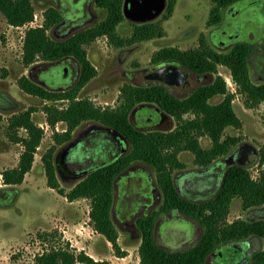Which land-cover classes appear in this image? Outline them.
<instances>
[{
	"label": "rangeland",
	"instance_id": "obj_1",
	"mask_svg": "<svg viewBox=\"0 0 264 264\" xmlns=\"http://www.w3.org/2000/svg\"><path fill=\"white\" fill-rule=\"evenodd\" d=\"M32 2L35 7L34 14H37V18L34 16L33 22L21 26L9 23L6 15L0 10V264H36L37 256L40 253L61 244H68L78 251L84 250L96 259L109 260L113 264H139V245L142 237L138 228L134 227V221L130 222L129 219L134 215L140 216V214L157 210L163 201V197L159 198L152 209L146 207V205L141 206L137 214L130 216L124 202L125 197L121 195L125 186L123 183L118 182L115 195L116 204L112 216L119 231L120 250L124 252L120 253L111 241L94 228L90 217L91 204L89 198L81 197L69 200L65 196L67 199H62L60 197L62 194L48 185L43 155L49 148L54 146V158H56L68 142L82 132L84 133L85 129L92 127V124L97 122L94 120L81 122L73 130L72 138L69 141L56 143L53 134L64 132L67 129V124L64 121H58L55 125H51L47 120L44 107L48 104H55L62 108L68 104V100H47L30 94L21 88L19 79L23 75L32 78L47 88L57 90L74 86L80 77L76 70V64L68 65L69 84L64 86V83L61 82L64 81L65 72L61 68L55 67L61 61L49 62L48 65H45L47 62L42 59L30 64L23 61L24 35L27 28L43 25L44 10L55 4L53 0H32ZM167 3L168 0L164 9L156 17L145 21L161 23L164 27L162 36L144 39L129 45L115 46L108 41L107 36L103 35L86 45L87 56L95 66L97 73L80 88L77 93L78 98H89L103 108H115L120 104L123 86L126 84L153 83L156 80L151 78L150 74L154 69L163 64L178 62L167 60L155 63L152 58L158 50L168 46H177L181 49L195 48L199 45L201 36H205L214 48L222 51L228 50L237 41L253 42L255 49L249 60L250 76L253 82L264 83V36H260L264 35V17H261L264 14L263 8L260 9L259 6L250 4L249 0H242L236 3V8L241 11L238 15L230 16L235 11L234 4L230 5L225 8L222 21L217 25H210L208 20L210 10L214 5L212 0H176L174 10L170 16L166 15ZM74 6L81 7L80 3L74 4ZM91 10L93 20L82 26V28L95 25L107 14V10L98 6L95 2H92ZM255 14L260 17L259 22L262 24L260 28L250 25L244 30L245 33L253 30L255 35L247 36L240 33L231 39L227 38V35H222V30L227 28L226 25H228L229 20L233 19L235 21L233 26L240 24L245 27L246 21ZM135 23L140 22L134 21L125 15V19L117 25L116 30L121 36L130 37ZM53 27L48 29V33L55 38L56 34L53 32ZM59 32L61 31L58 30ZM64 62L61 64H65ZM181 66L185 67L182 64ZM217 70V73L203 75L190 71L191 76L186 85L179 89L168 88L171 92L183 97L190 94L200 84L212 82L218 74L222 76L226 81L228 92L233 94L232 104L234 110L242 121L240 127L227 126L223 138L227 135L239 136L240 141L233 146L229 153L218 157L211 165L205 168L202 167V169H200V165L195 161V155L190 150H182L179 152V159L184 163V166L181 169H175L173 174L176 175L182 172L181 175L187 176V171L198 169L205 170V173L210 174L212 170H215V172L218 171L215 173L216 177L221 178L222 173L220 172L224 170L222 167L225 160L231 155H237L238 150L244 146L252 149L253 159L251 162H244L240 165L246 166L252 176L257 178L264 166V161L263 166L260 163L262 159L264 160V101L257 106L248 107L245 104L246 95L239 90L230 68L224 64H219ZM50 73L56 75V82L50 81L51 79L47 75ZM224 97L225 95L219 94L210 98L209 101L218 103ZM26 110H32V119L43 128L44 135L37 147L32 168L26 172L23 181L8 184L4 180L3 172L18 165L20 154L24 148L23 144L18 142L16 138L28 135L27 130L23 127H11L10 119L15 114ZM141 113L146 117H154L148 111ZM193 116L194 114L190 112L185 114L184 117ZM157 118L155 122L160 120L164 125L153 124L151 127L165 131H170L176 127L174 117L167 115L164 111H162V115L159 113ZM199 140L203 147L212 145L211 139L207 135L200 136ZM93 141L97 143V138L92 139L89 143L79 142L78 145H74V149H71L68 157L65 158L70 169L88 168L94 162H99L98 151L94 147L95 144H92ZM130 148L131 146L129 150ZM74 158L76 159L74 160ZM101 158L103 159V157ZM145 168L148 170L152 182L149 189L156 194L158 192L160 194L161 190L156 180L154 168L151 166ZM220 169L221 171H219ZM56 174L61 187L66 191H69L84 177L73 179L64 177L57 167ZM206 178L209 177L205 176V180ZM139 179L138 183L143 180V178ZM217 183H220V179ZM143 185L145 186V184ZM132 192L139 196L144 195L139 187L134 188ZM150 200L152 199L149 198L146 204ZM70 201L74 202L69 203ZM161 218L162 221H160L155 235L159 245L171 250H180L195 244L196 240L184 244L182 241L186 237L170 235L162 228L164 220L168 222V220H175V218L170 219L167 216ZM259 218L264 219V204L243 208L242 199L235 197L231 202L226 220L230 223L237 219L252 220ZM192 223L197 224L193 220ZM260 239L261 248H263L264 239ZM215 258V256L210 257L206 264H219L218 259ZM76 264L86 263L77 262Z\"/></svg>",
	"mask_w": 264,
	"mask_h": 264
},
{
	"label": "trees",
	"instance_id": "obj_2",
	"mask_svg": "<svg viewBox=\"0 0 264 264\" xmlns=\"http://www.w3.org/2000/svg\"><path fill=\"white\" fill-rule=\"evenodd\" d=\"M208 23L217 25L222 21L224 8L237 0H212ZM176 0H168L166 11L170 16ZM95 4L107 10L105 18L95 25L78 30L65 39L54 38L48 29L56 25L62 14L55 6L45 9L44 24L30 26L24 35L23 61L26 64L38 59L53 62L66 56L75 57L81 64L78 82L69 88L51 89L43 86L28 76H21L19 84L26 92L47 100H68L65 107L55 104L44 107L47 120L51 125L64 121L67 129L55 132L56 143L67 142L72 138L73 130L85 120H94L113 130L123 133L131 143L130 150L117 159L90 171L69 191L61 187L54 158V146L43 155L48 185L66 196L69 200L81 197L90 199V217L94 228L102 233L118 252L119 231L113 220L112 211L115 201V178L135 162L152 166L157 181L163 191L164 200L160 210L178 208L204 226L201 239L193 247L185 250L171 251L157 244L154 237V223L158 212L147 217H139L137 224L141 230L139 245V264H204L207 255L221 242L237 240L251 235L264 238V219H237L227 222L230 205L235 197L242 199L243 208L264 204V166L263 159L259 176L254 178L250 170L240 164L231 165L225 172L217 192L202 201L187 200L176 189L173 170L182 168L184 163L179 159V152L190 150L195 161L201 166L211 165L215 159L231 151L240 141L239 136H224L227 126L240 127L242 121L234 110L233 94L228 92L226 81L219 74L212 82L199 86L186 97H177L163 84L151 83L142 85L126 84L121 89V101L115 108L101 107L89 98H78L77 93L97 73L95 66L87 56L86 45L99 36H107L115 46L129 45L144 39L164 34L161 23L152 21L134 24L130 37L121 36L116 27L125 19L124 0H95ZM0 10L6 15L9 23L21 26L34 18L35 7L32 0H0ZM253 44L238 41L228 50L214 48L205 36H201L195 48L181 49L177 46L161 48L152 60L178 61L185 67L200 74L217 73L219 64L228 66L239 90L246 95L245 104L254 107L264 101V83H255L251 79L249 57ZM223 94L224 99L211 103L210 98ZM144 103L155 104L167 115L174 117L176 127L170 131L153 129L143 130L135 126L130 118L133 109ZM192 112L193 117L185 118ZM32 110L15 114L10 119L11 127H23L28 135L16 138L24 146L18 165L5 170L3 177L6 183H21L26 172L33 165L44 130L32 119ZM207 135L212 142L210 147H203L200 136ZM122 255V254H121ZM255 259L264 263V248L255 253ZM113 264L109 260H99L84 250H77L68 244L53 246L37 256L36 264Z\"/></svg>",
	"mask_w": 264,
	"mask_h": 264
},
{
	"label": "flooded vegetation",
	"instance_id": "obj_3",
	"mask_svg": "<svg viewBox=\"0 0 264 264\" xmlns=\"http://www.w3.org/2000/svg\"><path fill=\"white\" fill-rule=\"evenodd\" d=\"M53 1L55 4L51 5V6L57 7L62 14V19L53 27V32H54V34H56L55 38H58V39L68 38L73 33L77 32L78 30L83 29L82 26H84L85 24H87L88 22H91L93 20V13L91 10V4H92V2H95V0H72V1L71 0H53ZM81 1H83V2L81 3ZM240 1H242V0H237V1L229 4L227 7H225V8H228L230 5L234 4L235 11L232 12L230 16L234 17L241 12L240 9L236 8V3L240 2ZM73 2H74V4L80 3L81 7H77V6L75 7ZM249 3L252 5L259 6L260 9H262V8L264 9V0H249ZM225 8H224V10H225ZM44 12H45V10H44ZM261 17H264V14ZM259 18L260 17H257V14L253 15L251 17V19L246 21L247 24L245 25V27H242V25H240V24H236L235 26H233V24H235V21L230 18L231 20H229L228 25H226L227 28L222 30L223 31L222 35H224V36L227 35V38H229V39H231L235 36H238L240 33H242L243 35L246 34L247 36H249L251 34L255 35L253 30H250L248 33H245L244 30L247 29L250 25H253L259 29L260 26L262 25L261 22H259ZM87 27H89V26H87ZM87 27H85V28H87ZM58 30L61 32L58 33ZM260 36H264V35H260ZM257 37H259V36H257ZM247 42H249V41H247ZM250 43L253 44V50L251 53V55H253L254 54L253 51L255 49V44L253 42H250ZM251 55L249 57V60L252 57ZM56 61H59V62L61 61V63H63L64 61H67V62H64L65 64L59 63L57 66H55V67L61 68V70H64V72H65L64 76H63L64 81L61 82V83H64V86H67L66 84H69V82H68L69 76L67 73L68 65H75L76 64V66H77L76 70L80 76L81 64L79 63V61L75 57L66 56V57H63V58L56 60ZM177 63L181 66V63H179V62H177ZM48 64H49V62H47L45 65H48ZM181 67L188 74V81L186 83H182L179 86H175V85H169V84L162 82L158 79H155L156 81H154L153 83L163 84L168 90H169L168 87H171L173 89L181 88L183 85H186L189 82V78L191 76L190 71H192L191 69H189L187 67H183V66H181ZM46 72H48V71H46ZM192 72H195V71H192ZM195 73H197V72H195ZM197 74H200V73H197ZM47 75L50 77V79H51L50 81L56 82V75L55 74L50 73ZM200 75H203V74H200ZM204 84L205 83H202L199 86L204 85ZM69 87H63L62 89L69 88ZM198 87H196V89ZM171 93L177 97H180V96L176 95L174 92H171ZM188 95H186V96H188ZM186 96H183V97H186ZM133 111H135V113H133L134 115L132 114ZM133 111L131 112L130 118L132 121H134L133 123L139 129L153 130V129H158L155 127H151L153 124L164 125L160 120L158 122H155L156 119H158L157 115H159V113L162 115V111H163V110L159 109L155 104L144 103L143 105H139V106L135 107L133 109ZM143 111H148L149 114H153L154 117L153 116H147L146 117V115L141 113ZM92 125H93L92 127L85 129L84 133L82 132L81 134H79L77 136L79 138V141L76 144L78 145L79 142H85V143L88 142L89 143V141L91 142L92 139L97 138V143L93 141L92 144H95L94 147H95L96 151H98L97 155L99 156V162H94L92 164V166L88 167V168H82L79 170L70 169L68 166L67 160L65 158L68 157L70 150L74 149L73 148L74 146H73L69 149L67 155L60 154L58 157V164H59L60 173L64 177L73 179V178L86 176L93 169H95L99 166H102L106 163H109V162L117 159L118 157L126 154L129 151V147L131 146V143L123 133H121L120 131L113 130L111 127H109L107 125H103V124L98 123V122L93 123ZM244 149H246V148L244 146H242L238 150L239 153L241 152V150H244ZM93 152L95 153V150ZM101 157H103V159ZM71 158H73V157L71 156ZM75 159L76 158H74V160ZM146 166H150V165L143 163V162L132 163L130 166H128L123 172H121L115 178V185H114L115 195H116V191L118 188V182H121V184L123 183L125 186V188L122 189L121 195H123L125 197L124 202H125V205L127 207V210L129 212L130 216L137 214L138 209L141 208V206L146 205V207H150V209H152V207L157 204L159 198L161 199L163 197V200H164L163 191H162L158 181H157V183H158L160 190H161L160 194H159V192L156 194L155 192H153V190L149 189V186L152 184V182L150 181L148 170L145 168ZM230 166L231 165L228 166L226 164V162H224L223 167H222V168H224V170L223 171H221V169L219 170V171H221L220 173H222L221 178L216 177L215 173L218 171L215 172V170L214 171L212 170V173H210V174L205 173V170H199V169L187 171L186 173H187V176L189 175V177H187L184 174L181 175L182 172H179L176 175L173 174V179H174L176 189L179 192V194L182 197L186 198L187 200L202 201V200H205L207 198H210L212 196L211 195L212 193L214 195L217 192L218 188L221 185L222 178ZM200 167H201L200 169H202V167L205 168V166H201V165H200ZM86 170L88 171V173L85 174ZM174 170H173V173H174ZM205 176H207L209 178H206V180H205ZM139 178H143V180L140 183H138L140 181ZM219 179H220V183H217ZM156 180H157V177H156ZM143 184H145V186ZM136 187H139L141 189L142 193H144L143 196H139L138 194H133L132 191H134V188H136ZM148 189H149V191H148ZM205 196H207V197H205ZM149 198H151L152 200H150V202L146 204V202ZM134 199H136V200L133 201ZM162 203H163V201H162ZM162 203L160 204V206L158 207L157 210H154L152 212L150 211L149 213H146V214L145 213L140 214V216L134 215L131 219H129V221L130 222L134 221L133 222L134 224L133 223L132 224L134 225V227H137L141 233V230L137 224V220L139 219V217H147V216H149V215H151L157 211L158 214L155 218V223H154L155 240H156V236H155L156 235V229L159 227L160 221H162L161 217L167 216L170 219L175 218V220H168V222H165V220H164V222L162 223V228L164 230H166L167 233H170V235L172 234L176 237H179V236L186 237V239L184 241H182V243H184V244L188 243L192 240H196L195 244H197L199 242V240L201 239V237L203 236V233H204L203 224L199 220H197L196 218L191 216L190 214H188L184 211H181L178 208H170L169 210H160ZM115 204H116V198L114 201L113 209L115 207ZM112 213H113V211H112ZM179 213H181L182 215ZM192 220L195 221L197 224L192 223ZM252 220H256V219H252ZM255 236H257L259 238V240L251 241V239ZM260 238H262V237L259 235H251L249 237L241 238V239H237V240L223 241L213 251H211L207 255L204 264H206L209 261L210 257H214V256L216 257L215 259H218L219 264H264L263 262L257 261L255 259V253L264 248V247L261 248V242H260L261 239ZM194 245H192L188 248H185V249H189V248L193 247ZM166 249H168V248H166ZM185 249H180V250H185ZM168 250H171V249H168ZM171 251H179V250H171Z\"/></svg>",
	"mask_w": 264,
	"mask_h": 264
},
{
	"label": "water",
	"instance_id": "obj_4",
	"mask_svg": "<svg viewBox=\"0 0 264 264\" xmlns=\"http://www.w3.org/2000/svg\"><path fill=\"white\" fill-rule=\"evenodd\" d=\"M166 2L167 0H124L123 12L124 15L134 21L145 22L156 17L164 9ZM150 77L175 86H179L182 83H186L188 81L187 72L183 70V68L177 62H170L168 64L159 66L151 72ZM78 141V137L74 138L68 142V144H66L57 154L55 162L59 172V155H67L69 149L73 147ZM251 152V148H246L241 150V152L235 156L231 155L225 160V162L228 166L233 164H244V162H251L253 159ZM86 173H88L87 170L85 171V174ZM256 240H259L257 236L251 239V241Z\"/></svg>",
	"mask_w": 264,
	"mask_h": 264
},
{
	"label": "crops",
	"instance_id": "obj_5",
	"mask_svg": "<svg viewBox=\"0 0 264 264\" xmlns=\"http://www.w3.org/2000/svg\"><path fill=\"white\" fill-rule=\"evenodd\" d=\"M60 197H62V199H67L64 195H60ZM58 201V200H57ZM74 201H70L69 203H73Z\"/></svg>",
	"mask_w": 264,
	"mask_h": 264
},
{
	"label": "built area",
	"instance_id": "obj_6",
	"mask_svg": "<svg viewBox=\"0 0 264 264\" xmlns=\"http://www.w3.org/2000/svg\"><path fill=\"white\" fill-rule=\"evenodd\" d=\"M34 16H35V18H37V14H34ZM32 22H33V20H32Z\"/></svg>",
	"mask_w": 264,
	"mask_h": 264
}]
</instances>
